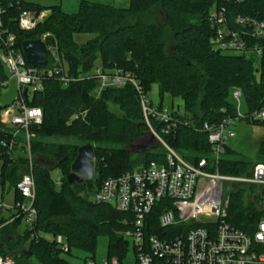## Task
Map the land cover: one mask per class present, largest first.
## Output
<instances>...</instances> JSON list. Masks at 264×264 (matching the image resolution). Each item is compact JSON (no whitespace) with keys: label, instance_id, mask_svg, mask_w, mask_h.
I'll return each mask as SVG.
<instances>
[{"label":"trees","instance_id":"trees-1","mask_svg":"<svg viewBox=\"0 0 264 264\" xmlns=\"http://www.w3.org/2000/svg\"><path fill=\"white\" fill-rule=\"evenodd\" d=\"M0 5L5 9L0 14L2 29L15 35L19 51L23 53L24 41L39 39L42 33L51 31L58 39L68 73L76 78L64 83L51 77L42 90L27 96L29 105L43 111L42 123L30 125L28 130L32 134V153L42 156L44 161H33L31 168L25 139L14 138L4 127L1 118L4 106L0 101V187L13 190L16 202L23 199L16 190L17 182L29 171L35 178L37 222L33 229L23 224L19 211L5 217L0 210V253L12 255L15 264H54L42 256L44 245L54 250L56 264H69L60 256L62 252L72 254L78 248L93 254L98 237L103 235L108 237V261L116 257L122 262L127 255L129 244L122 234L131 228L127 221L131 216L112 206L94 203L91 197L106 178L163 160L164 148L161 152L156 150L162 146L157 144L134 154L127 152V147L150 132L140 95L131 83L99 89V80L88 77L97 66L131 73L140 81L145 94L157 84L162 99L167 94L183 100L182 113L170 111L179 120L174 129L163 131L165 124L155 120L153 124L165 142L189 162L198 163L205 157L209 161L207 170L218 169L222 174L235 176H249L257 162H264L263 138L255 159L245 158L226 144L217 167L211 166V144L202 130L206 121L219 123L236 114L235 102L230 98L234 87L243 90L246 114L264 105V55L257 58L252 53L236 54L220 50L211 42L216 31L212 11L223 8L230 30L243 33L249 46L263 45L264 35L251 36V23L264 22V0H129L127 6L80 0L75 12L30 0H0ZM156 8L163 14V25L152 19V10ZM43 9L50 10L44 22L30 30L19 26L22 10ZM166 29L171 36V51L166 49ZM76 33H89L93 37L79 43L74 37ZM8 78L0 58V88ZM159 105L164 106L162 102ZM245 120L264 129V120ZM71 137L77 143L68 141ZM84 143L94 145L98 168L92 179L71 185L66 176ZM46 159H53V166ZM56 168L61 173L59 187L52 177ZM246 188L257 191L258 203L245 201ZM163 209L159 204L149 215L148 234H164L159 225ZM227 210L229 222L253 233L264 218V188L257 184L236 185L229 192ZM32 233L38 237H32ZM46 234L52 235V240ZM57 235L64 237L67 251L57 244Z\"/></svg>","mask_w":264,"mask_h":264},{"label":"built area","instance_id":"built-area-1","mask_svg":"<svg viewBox=\"0 0 264 264\" xmlns=\"http://www.w3.org/2000/svg\"><path fill=\"white\" fill-rule=\"evenodd\" d=\"M0 5V14L4 12ZM50 10L39 12L22 10L19 26L30 30L42 23L49 16ZM212 21L216 25L211 42L216 48L232 51L236 54H254L257 58L264 55V44L249 46L243 33L230 30L227 26L224 9L212 11ZM238 21L245 23L243 19ZM251 36L264 35V22H252ZM246 34V33H244ZM48 50V63L43 66L28 63L24 52L16 47L14 34H6L0 20V58L9 74L18 86V96L3 107V123L13 129L25 130L29 139L30 125H40L43 111L40 107L27 103V96L44 88V83L51 77H58L68 83L76 78L68 73V67L62 58L58 39L51 31L41 37ZM93 75L99 80V89L122 87L131 83L140 95L144 120L150 128L151 138L164 148V157L160 161H150L127 170L118 176L106 178L98 191L91 197L97 204L112 206L131 216V228L123 232V237L131 240L135 253L132 264H264V218L258 223L253 233L235 226L227 220L229 192L237 184H257L264 188V162H257L249 176L222 174L216 170H207V158L198 163H191L173 149L162 138L153 121L165 124L163 131H170L178 124L167 106L153 104L144 93L142 85L131 73L121 69H103L97 66ZM25 90L27 93L25 94ZM232 98L236 114L229 115L219 123L204 122L202 130L208 134L211 144V166L217 167L225 153L227 139L235 136L232 126L237 120L249 118L264 120V105L248 114L240 111L244 93L241 87L232 89ZM16 137V134H13ZM13 140L11 142V145ZM30 168L32 160L29 159ZM55 184L61 185V173L53 169ZM227 188V191L225 190ZM16 190L23 197L14 201L12 207L19 211L24 225L33 229L37 222L35 201V178L31 171L25 173L16 184ZM162 204L159 225L164 234H148L149 221L156 206ZM0 198V210L3 208ZM32 237H38L32 233ZM57 244L63 251L68 244L62 235H57ZM0 264H15L12 255L0 253ZM102 264H121L118 258Z\"/></svg>","mask_w":264,"mask_h":264},{"label":"rangeland","instance_id":"rangeland-1","mask_svg":"<svg viewBox=\"0 0 264 264\" xmlns=\"http://www.w3.org/2000/svg\"><path fill=\"white\" fill-rule=\"evenodd\" d=\"M37 2L39 4H42L44 6H52V5H59L63 10L67 12H75L78 9L80 0H30ZM99 2H105V3H111L116 6H127L129 4V0H95ZM152 19L156 21L159 24H164V18L163 14L160 9L156 8L152 10L151 13ZM75 39L79 43L86 42L88 39L93 37V34L89 33H76ZM165 38L167 43V51H171V36L170 32L166 29L165 30ZM4 65V64H3ZM256 66H258V59L256 62ZM94 71H91L90 75H93ZM9 79V78H8ZM8 81V80H6ZM4 81L3 84L6 82ZM0 101L3 106L10 104L15 98L18 96V86L17 82L13 79L10 80L7 86L3 85L0 88ZM148 99L155 105H158L162 102L164 106H167L169 111L177 110L178 112L182 113L183 111V100L179 97H175L172 99L169 95H165L162 99V97L159 94V88L157 84H153L151 90L147 94ZM232 99V97H230ZM110 108L115 111L116 113L120 114L119 109L115 106L110 104ZM241 113L245 114L248 111V107L246 104V101L244 98L241 100V106H240ZM76 117L74 115L72 119ZM4 127L7 130H10L13 134H16V138L19 137L22 140L25 139L26 147H27V153L29 159L33 161H44L42 156L34 155L32 153V150L30 148V137L29 139L26 136L25 130H19L13 129L9 125H6L4 123ZM233 131L235 132V136L232 138L227 139V144H229L233 149L238 151L242 154L245 158L248 159H255L257 157L258 153V145L261 143V141L264 138V129L258 125L251 124L247 122L245 119L237 120L234 125L232 126ZM50 139H54V137H51ZM58 140H63V138H57ZM68 141L71 143H77L76 139L71 137L67 138ZM157 142L151 138V135L148 134L145 138L137 141L134 145L127 147V152L129 154L137 153L140 150L145 149L146 147L156 146ZM158 151H163V147L159 146L157 147ZM259 159V158H258ZM48 164L52 165L55 163L53 159H46L45 160ZM95 163L96 158H95ZM97 170V169H96ZM95 170V171H96ZM238 185V184H237ZM227 191V188H225ZM3 193V208H1V214L5 217H8L13 212H15L14 209H7L6 207H12L14 204V193L13 190L8 191V187H6L4 190L0 187V198ZM257 191H252L249 188H246L245 191V201L246 202H257ZM263 208L262 206H260ZM24 224V223H23ZM23 227V226H21ZM48 239L52 240L53 236L50 234L45 235ZM42 256L47 258V260L51 261L53 260L54 264L55 261H57L54 250L44 245L41 249ZM62 258H65L69 264H102L103 262L107 261L108 256V237L107 236H99L97 239L95 252L92 254L91 252L83 249L75 248L72 250V254H67L65 252H62L60 254ZM55 259V260H54ZM114 258L110 260V262L113 261ZM135 260V253L133 250L132 242L129 241V247L127 250L126 257L120 262L121 264H132Z\"/></svg>","mask_w":264,"mask_h":264},{"label":"water","instance_id":"water-1","mask_svg":"<svg viewBox=\"0 0 264 264\" xmlns=\"http://www.w3.org/2000/svg\"><path fill=\"white\" fill-rule=\"evenodd\" d=\"M24 55L31 65L43 66L48 63V50L42 39L24 41ZM27 90H25V94ZM94 145L84 143L78 148V154L71 165V172L66 176L71 185H78L92 179L98 165L95 163ZM263 202V200H261Z\"/></svg>","mask_w":264,"mask_h":264}]
</instances>
